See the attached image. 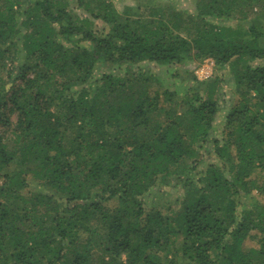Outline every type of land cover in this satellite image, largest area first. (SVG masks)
<instances>
[{
    "label": "trees",
    "instance_id": "obj_1",
    "mask_svg": "<svg viewBox=\"0 0 264 264\" xmlns=\"http://www.w3.org/2000/svg\"><path fill=\"white\" fill-rule=\"evenodd\" d=\"M24 1L0 0V264H264V203L237 210L264 198V0L125 22L78 0L107 34L64 0ZM232 16L245 32L214 23ZM205 58L235 70L220 138L222 80L192 76L182 98L132 69ZM177 186L166 207L148 204ZM251 231L259 246L245 250Z\"/></svg>",
    "mask_w": 264,
    "mask_h": 264
},
{
    "label": "rangeland",
    "instance_id": "obj_2",
    "mask_svg": "<svg viewBox=\"0 0 264 264\" xmlns=\"http://www.w3.org/2000/svg\"><path fill=\"white\" fill-rule=\"evenodd\" d=\"M67 3V10L72 13L73 16H77L78 18H88L91 22V27L94 32H97L98 34H107L110 32V26L103 21L99 19L92 18L87 11L79 6L78 0H64ZM106 1V3H109L112 6V9L114 10L115 14H119L122 16L123 22H125L128 17L133 20L135 17H141V19H152V13H148L149 8H153L155 11V18L157 20L161 19L163 21L167 20L168 16L174 15V14H181L182 17L186 16H196V3L197 0H103ZM100 2L95 0L91 7L95 8L94 6H98ZM24 7L29 6L27 5V0L23 3ZM95 10H98L96 8ZM137 15V16H136ZM154 18V19H155ZM130 21V20H129ZM218 25L231 27L233 29H237L241 32H245L246 28L249 24L246 20H240L236 17H231L230 19H223V21L214 22ZM69 44V43H68ZM81 45V44H80ZM87 45V44H82ZM208 59V58H205ZM204 60V59H203ZM202 61L200 60H189L188 62L181 64V65H171V66H165V65H158L155 63H140L138 65L133 66V71H142L146 72L150 77V88L154 91L163 92L164 90H172L180 94L179 96H185L187 94H191L192 92L189 91L190 88L194 87V83L197 81L200 82H208L212 80L213 78H218L219 80H222L217 86L215 99L217 101V104L219 105V113L215 120V132L214 134L220 138L221 131L223 128V123L225 120V116L231 106V104L239 97V94L237 93V84L234 80L235 78V70H233L234 66H231L230 64L225 65L223 68H218L214 62V66L211 67V65H208V70L210 71V77L206 80L198 79V77L195 75V71L197 70V66L200 67L202 64ZM214 61V60H213ZM244 63V62H241ZM255 62H251L248 65L253 66ZM247 64V62H246ZM211 67V69H210ZM218 68V69H217ZM108 70V69H107ZM111 72L118 73L120 72V68L118 67H112ZM103 71L105 69L100 68L99 66L96 68V71L94 72V78L95 80L97 78H100V76L103 74ZM192 76L195 77V79H192ZM206 86H202L200 88L201 92L204 90ZM204 93V92H203ZM182 97V98H183ZM181 98V99H182ZM177 99L176 101L180 103L182 100ZM179 107L176 108L177 110H182L183 105L182 102L177 105ZM162 187H160L161 189ZM159 189V190H160ZM164 189V188H163ZM158 189L154 188L152 189V193H156ZM181 188L180 186H177L175 189L172 187H169L167 192L165 193L166 196L159 197L160 195L155 196V194H152L153 196L148 197V204L150 202H156V205L158 207H166L167 202L174 201L175 197H178L180 194ZM261 201L264 203V198L260 197V195L253 191L249 193L246 196H242L238 199V212H242L243 210L250 209L257 201ZM114 205H117V202L115 200L110 201V206L114 208ZM149 206V205H145ZM260 242V235L256 231H251L245 238V250H249L251 248L256 249L259 246Z\"/></svg>",
    "mask_w": 264,
    "mask_h": 264
},
{
    "label": "built area",
    "instance_id": "obj_3",
    "mask_svg": "<svg viewBox=\"0 0 264 264\" xmlns=\"http://www.w3.org/2000/svg\"><path fill=\"white\" fill-rule=\"evenodd\" d=\"M208 65L214 66V61L211 58L204 59L201 66H197V70L195 71V75L198 79L206 80L210 77V71L208 70ZM210 67V69H211Z\"/></svg>",
    "mask_w": 264,
    "mask_h": 264
}]
</instances>
